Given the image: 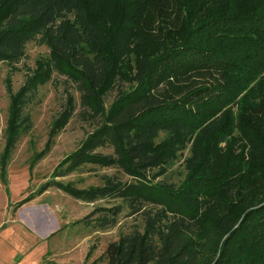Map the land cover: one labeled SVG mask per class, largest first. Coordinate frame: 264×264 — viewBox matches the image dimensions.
<instances>
[{
	"label": "trees",
	"instance_id": "1",
	"mask_svg": "<svg viewBox=\"0 0 264 264\" xmlns=\"http://www.w3.org/2000/svg\"><path fill=\"white\" fill-rule=\"evenodd\" d=\"M154 1L117 0L118 17L113 20V13L96 9L88 0H0V63H19L27 44L38 40L51 49L48 66L59 72L67 69L82 107H92L89 114L98 120L80 148L56 168L55 176L96 164L115 167L129 177L107 175L103 185L89 189L50 179L22 204L55 186L82 201L120 200L97 207L84 218L94 228L114 226L125 208L129 216H142L144 231L135 229L110 242L92 264H264V199L243 197L237 211L211 221L206 239L215 243L214 259L201 258L194 238L207 207L202 193L228 188L222 175L211 173L212 147L221 132L217 114L237 106L238 114L229 113L225 122L240 118L246 125L257 108H264V0H157L182 13L180 31L186 32L182 39L171 36L168 46L156 55L144 53L136 85L120 90L106 109L102 101L122 78L119 70L131 43L143 41L137 27ZM205 11V19L196 22ZM204 71L218 78L183 97L162 96L154 90L171 78ZM34 93L25 87L12 100L0 157L4 184L8 161L25 124L24 109ZM247 128L251 131L254 126L249 123ZM162 132L168 134V150L157 151L154 141ZM200 133L203 138L184 183L176 186L160 179L169 169L174 149ZM109 148L111 152L104 151Z\"/></svg>",
	"mask_w": 264,
	"mask_h": 264
},
{
	"label": "rangeland",
	"instance_id": "2",
	"mask_svg": "<svg viewBox=\"0 0 264 264\" xmlns=\"http://www.w3.org/2000/svg\"><path fill=\"white\" fill-rule=\"evenodd\" d=\"M116 1L88 0V3L102 12L113 13L114 20L118 17ZM158 2L149 3L146 20L137 27L143 41L131 43L119 70L122 78L116 81L114 89L102 101L106 109L111 107L120 90L127 91L136 85L135 75L144 53L156 55L168 46L171 36L182 39L186 32L184 28L180 31L182 13L176 14L170 6ZM155 13L162 15L163 20L157 19ZM206 15L207 11L196 22L205 19ZM67 16L76 17L72 12H68ZM50 52L48 46L32 40L19 63H0V157L6 145V128L13 98L25 87L35 92L25 106V124L20 128L22 135L8 161L7 184H3L0 176V198L5 195L6 203L4 205L0 200V213L6 211L8 215L6 221L0 219V226H15L18 219L30 230L32 255L37 252L32 260L34 264H92L104 255L110 242L135 229L144 231L146 225L141 215L129 216L128 208H125L114 226L105 230L89 226L84 218L90 212L100 206H113L120 200L82 201L55 186L22 204L30 193L50 179L72 184L79 189L101 186L107 175L129 179L115 167L96 164L83 165L66 176H55L56 168L80 148L87 134L97 126L98 120L89 114L93 111L92 107H82L80 92L67 75V69L59 72L48 66ZM216 78L218 74L210 71L191 73L182 78H171L154 90L162 96L180 98ZM91 103L94 106L95 100L91 99ZM231 112L237 115V106L224 108L217 114V128L221 132L212 147L214 168L211 171L212 175H222L223 184L228 188L219 187L202 193L207 207L201 223L194 229V238L204 260L217 256L215 243L206 239L211 224L225 212L237 211L243 197L257 201L264 199V108H257L246 125L242 124L240 118L225 122ZM249 123L254 126L251 131L247 128ZM202 135L188 138L180 148L174 149L170 155L169 169L160 179L176 186L184 183L190 174L192 157L198 142L202 141ZM206 135L208 132L204 137ZM167 139L166 132L155 139L157 151L168 150ZM104 151L111 152L112 148ZM13 219L15 221L12 222ZM219 235L213 234L215 237Z\"/></svg>",
	"mask_w": 264,
	"mask_h": 264
},
{
	"label": "crops",
	"instance_id": "3",
	"mask_svg": "<svg viewBox=\"0 0 264 264\" xmlns=\"http://www.w3.org/2000/svg\"><path fill=\"white\" fill-rule=\"evenodd\" d=\"M4 196L2 195L0 200L5 205ZM7 216L6 211L0 213L1 221H6ZM16 222L15 226L4 227V224L0 226V264H34L32 260L37 256V252L32 255L30 230L18 219Z\"/></svg>",
	"mask_w": 264,
	"mask_h": 264
}]
</instances>
